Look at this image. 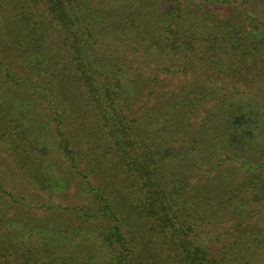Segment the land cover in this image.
Here are the masks:
<instances>
[{"label": "trees", "instance_id": "obj_1", "mask_svg": "<svg viewBox=\"0 0 264 264\" xmlns=\"http://www.w3.org/2000/svg\"><path fill=\"white\" fill-rule=\"evenodd\" d=\"M0 264H264V0H0Z\"/></svg>", "mask_w": 264, "mask_h": 264}, {"label": "rangeland", "instance_id": "obj_2", "mask_svg": "<svg viewBox=\"0 0 264 264\" xmlns=\"http://www.w3.org/2000/svg\"><path fill=\"white\" fill-rule=\"evenodd\" d=\"M57 162H61L57 161ZM12 166V175L6 176L5 179L3 180L4 182V187L13 192V193H21L23 196H27L31 197L34 200V203L39 204L40 202H43V200H46V202H48L46 195H43L41 192H36L35 191V187L33 185H31L30 182H28L21 174H19L18 170L16 167H13V163L11 164ZM15 169V170H14ZM19 174V175H18ZM75 186V188H74ZM73 186V190L71 191V194L69 197L66 196H61L58 197V199H56V202H59L60 204L63 205H79V204H91L92 199L91 197H87L85 195H82L80 193L77 192V189H79V186H77V184L75 183V185ZM49 203V202H48ZM22 204H24L25 206H27L28 204L23 202ZM24 205H22L24 207ZM28 207V206H27ZM36 216L40 217V219H50L51 222L52 221H56L59 220V215L61 214L59 212V209H50V210H36L35 211ZM76 219V218H73ZM78 220H74L73 222L76 223ZM79 224V222H78ZM95 225L97 227V230L102 229L103 227H105L107 225L106 220H98L95 221ZM87 246V248L90 250L93 248H96L98 250H100V253L106 258V256L112 254V251H110L107 247H105V245H101L100 246H93L90 244V246L88 245V243L85 244ZM91 248V249H90ZM104 263V261H103Z\"/></svg>", "mask_w": 264, "mask_h": 264}]
</instances>
